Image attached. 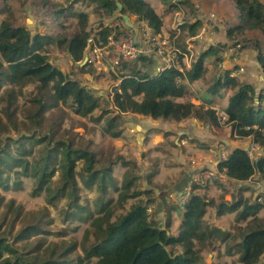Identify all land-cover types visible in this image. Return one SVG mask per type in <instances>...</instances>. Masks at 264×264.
<instances>
[{
  "label": "trees",
  "instance_id": "obj_1",
  "mask_svg": "<svg viewBox=\"0 0 264 264\" xmlns=\"http://www.w3.org/2000/svg\"><path fill=\"white\" fill-rule=\"evenodd\" d=\"M65 1L67 7L71 8L72 0ZM91 1L97 2L104 9L105 16L121 17L122 13L134 15L137 20L145 21L154 34L159 33L162 26L161 16L146 0ZM116 1L122 5L121 11L117 9ZM233 1L237 9L238 23L227 31V36L232 37L233 34H242L251 29L264 31V5L261 2ZM179 2L183 4L185 0ZM61 10L58 9L57 13L62 14ZM77 17L76 29L67 36L59 35L56 38L39 32L31 36L24 25H11L7 19L0 21V87L4 83L9 85L0 95V99L7 96L3 113L8 123H2L0 118V132L6 135L4 139L0 138V188H8L9 177L15 182L18 175L31 174L35 178V192L44 190L48 202L64 197L67 207H75L71 208L74 210L71 214H75L85 211V207L78 204L79 177L87 189L96 185L95 203L100 207L99 213L91 220L92 228L85 232L81 245L83 255L72 256L71 253L76 247L75 241L46 239L45 236L50 231L47 229L49 219L45 213H30V217H26L25 214L22 215L20 206L12 208L13 200H10L6 209L0 211V264H200L201 257L194 248V242L204 238L201 219L206 212V206L212 202L194 193V184L181 209L177 234H171L167 227L159 228L155 214L150 216L148 206L137 198L142 193L149 194L150 190L141 191L133 187L140 179L133 162L120 156L118 160H110L104 167L97 169L94 152L89 146L74 147L71 140L65 142L52 138L53 128L57 124L55 122L49 127L51 133L43 134V139L48 144H37L41 138L35 141L41 149L38 156H31L33 151L29 142L36 137L35 134H25L17 138L9 135L11 129H18L15 87L36 84V93L30 99L32 107L27 114L34 127H41L46 109L57 107L68 98L72 100L74 112L80 116H86L95 108L97 97L91 93V88L82 84L77 74L72 71L65 74L59 68L53 67L48 62L45 48V44L52 41L58 49L65 51L73 64L80 63L90 33L87 30V14L80 12ZM195 25L196 22L188 25L190 33L194 32ZM109 34L108 26L101 25L91 38L92 42L95 46L102 47ZM255 48L258 50L257 61L264 70V54L258 47ZM211 53L215 54V50L210 47L198 56L190 69L184 71L173 66L159 71L150 70L149 66L155 63V59L147 55L122 61V72L127 73L121 75L119 84L113 89V105L119 113L130 112L149 120L179 122L192 117L218 127L220 117L213 107L175 100L186 90L182 81L192 82L204 76L206 69L203 68V60ZM135 63H139L140 67L136 69ZM86 64L79 67V73L90 71L86 69ZM229 72H225L223 80L216 78L207 91L215 95L222 88H236L222 108L226 116L224 122L230 125L231 133L235 137L251 136L255 144L264 148V92H256L250 84L238 83L229 76ZM71 74L72 77L69 76ZM210 101L203 100L205 103ZM111 121L110 118L108 126ZM119 132L117 130L111 134L116 136ZM153 166L154 164L150 165V172L145 171L143 175L146 182L155 174ZM115 167H126L120 186H116ZM217 167L225 168V174L231 180L248 181L256 173L264 178V157L252 159L246 149L242 148L233 149ZM110 191L117 192L115 200L109 199ZM240 194L241 191L236 190L235 199L231 203L218 204L217 214L238 210L235 216L237 221L247 220L254 215L262 203L257 200L250 203L247 198L242 199ZM132 198L137 199L126 206L127 200ZM174 204L178 207V204ZM175 205L173 207L176 208ZM238 206H242V209H237ZM118 209L121 212L112 219V213ZM216 230L217 228L214 232ZM241 234L242 241L235 243L240 247L239 263L257 264L264 252V218L254 215L242 227ZM91 235L92 238L89 239ZM175 247L180 250L175 251Z\"/></svg>",
  "mask_w": 264,
  "mask_h": 264
},
{
  "label": "rangeland",
  "instance_id": "obj_2",
  "mask_svg": "<svg viewBox=\"0 0 264 264\" xmlns=\"http://www.w3.org/2000/svg\"><path fill=\"white\" fill-rule=\"evenodd\" d=\"M179 1L170 0L163 2L160 0H150L155 11L159 15H162V26L157 34L152 33L150 28L149 32L158 41H167L169 45L167 49L170 50L171 54L177 55V66H180V70L182 71L190 69L192 63L195 62L202 52L210 47L215 50V54L211 53L203 60V68L206 69L204 76L192 82L182 81L185 84L186 90L179 99H175L177 101H190L196 106L203 107H208L210 102L203 103L202 99H210L211 104L217 99L215 103L217 104L218 102V106H216L215 111L218 117H220L218 127L211 125L210 122L196 119L200 122L198 123L199 126L214 129V132L211 131L210 134L214 138H217L218 142L214 148H210L212 151H209V153L218 151L214 155L215 158L207 159L199 156L178 158L180 145L176 147L173 139L179 142L180 138L177 137L175 130L184 128H181V126L180 128L177 127V122L173 120L153 119L148 122L147 125L151 124V126L157 127L154 129L155 132L161 133V142L159 141L158 144L154 145L148 144L147 140L149 139L145 135L149 130L142 129L143 131L140 133V127L137 126L136 129L132 123L134 117L138 119H145L147 117L130 112L119 113L112 103L113 89L119 84L121 75L127 73L122 72V60L118 59L117 63H114L113 59L111 61V58L108 57L103 63L97 61L93 64L89 62V64H86V69H90V71L79 73L81 62L75 65L72 64L69 67L64 52L58 49L52 41L50 44H45L48 60L64 68L65 74H67V71H72L75 75L77 74L82 84L91 88V93L97 97L96 106L86 116H80L74 112L72 100L68 98L65 103H59L57 107L46 109L43 113L44 117L41 127H34V123L31 122L27 114L32 107L30 99L36 93V84L29 83L21 87H15L17 91L15 97L16 125L18 129L13 130L8 126L11 129L9 135L12 138H17L25 134L30 136L35 134L36 137L31 138L29 142H31L30 145L33 151L31 156H38L41 152V149L38 148L39 145L48 144L43 139V134L45 132L51 133L49 127L55 122L57 124L53 128L52 138L65 142L71 140L74 147L89 146L94 152L95 167L97 169L104 167L110 160H118L120 156L129 162H133V167H135L136 173L140 177L133 187L141 191H154V197H152V194L142 193L137 198L142 204L148 206V212L151 213L150 216H154L156 209L159 210L158 212H161L160 219H162L163 223L161 222L159 228H165L163 227L164 221L168 220L167 229L170 233L176 232L175 234H177L178 226L181 222V209L175 205L176 208H172L174 213L166 215L169 208L174 206L175 202L173 203L172 201L176 200V195L171 194V198L169 195H164L161 183H165L166 178H164V174L170 169L172 170L173 167L177 175L176 181H180L181 170L185 169V166L190 167L194 173L193 178L190 185H186L185 191L180 194V197L181 195L186 197L187 193L190 192L192 184H194L196 186L194 193L205 198V200H213V204L206 206V212L201 219V227L205 231L204 238L201 241L194 242V248L198 250V256L201 257L200 264H240L238 258V248L240 247L235 243L242 241V227L254 215L258 218H264V178L260 177L257 179L254 174L250 177V181L231 180L225 172H221L222 169H218L217 164L224 160L227 154L235 148L246 149L250 158L258 160L259 157H264V148L255 144L251 136L235 137L231 133L230 125L224 122L226 116L221 112V108L225 106V103L221 101L222 97L224 95L230 97L236 88H222L215 95L208 92L207 88L216 78L220 77L223 80L225 72L230 71L229 76L233 77L238 83L250 84L256 92L259 90H263L264 92V70L257 61L258 50L255 48L258 47L261 53L264 54V31L251 29L246 30L242 34H233L232 37L227 36V31L238 23L237 9L233 0H185L183 4ZM258 1L264 5V0ZM70 3L72 4L71 8L67 7L65 0H0V21L7 19L11 25H24L29 29L31 36L33 33L39 32L40 34H48L52 38H56L59 35L67 36L72 33L76 29L77 14L84 12L88 17L87 30L90 33V38H92L99 26H104L105 23H110L114 19L113 16H105L104 9L98 6L97 2L91 0H72ZM58 9H62V14L57 13ZM195 22V30L193 33H190L188 25ZM139 25L142 27L143 23L141 22ZM171 32L176 37L175 44H173L174 42L169 43L167 39L172 34ZM166 34L167 36L163 37ZM184 53L185 55H183ZM147 56L155 59V64L151 65V70L157 71L163 64V59L161 60L154 53ZM100 63L102 68H97L100 66ZM135 67L137 69L140 67V64L135 63ZM69 76L72 77V74ZM8 86V84H2L0 95L5 87ZM6 102L7 96L4 95L0 99V118L2 123H7L3 113V106L6 105ZM110 118L112 119V124L110 123L108 126ZM193 119L189 117L184 122L185 126ZM224 129L225 132H223ZM117 130L120 131L119 134L113 136L111 132ZM226 133L228 136L224 138V143H221L219 139ZM1 137L4 139L6 135L0 132ZM39 138L41 140L37 143L39 145H37L35 141ZM217 140H214V142ZM149 147L151 149H146ZM214 160H217L216 163H213ZM175 162H177L176 165H174ZM152 164H154L153 170L155 174L160 167L159 175L157 177L156 174L152 178V182H146L143 175L145 171L150 172L149 166ZM119 166L125 165L119 164ZM128 166L131 165L128 163ZM125 168L115 167L114 178L117 182L116 186H120ZM204 168L216 170L222 175H220V178L211 180L208 183L200 184L196 178V173ZM26 175H18V180H15V182L9 177L8 188L6 190L0 188V211L5 210L7 202L13 200L12 208L20 206L22 215L25 214L26 217H30V213L33 215H37L38 212L45 213L47 219H49L47 229L50 231V234L45 236L47 237L46 239L75 241L76 247L71 255L82 256L81 245L84 241L85 232L92 228L91 220L98 215V209L100 208L95 203L97 195L96 185L94 184L90 189H87L82 183L81 178L77 177L78 204L84 206L85 211L71 214L74 211L71 208L75 207H67L64 197L56 199L55 202H48L44 190L35 192V178L31 174ZM167 178L171 179V176H167ZM243 187H245V190H243ZM236 190L237 192L241 191L240 197L242 199L247 198L250 203H254L255 200L262 203L260 209L244 221H237L235 219L238 210L233 212L227 211L223 214H217L216 212L218 204H229L235 199ZM116 196L117 192L110 191L109 199L115 200ZM151 197L155 202L150 201L149 198ZM137 198L127 200L126 206L133 203ZM237 209H242V206H238ZM120 212L121 209L115 210L112 213V219L116 218ZM167 216L170 218L168 219ZM216 228L217 230L214 232ZM224 233L227 234L223 237ZM91 238L92 235L89 239ZM177 250H180L179 247H175V251ZM257 264H264V252Z\"/></svg>",
  "mask_w": 264,
  "mask_h": 264
},
{
  "label": "crops",
  "instance_id": "obj_3",
  "mask_svg": "<svg viewBox=\"0 0 264 264\" xmlns=\"http://www.w3.org/2000/svg\"><path fill=\"white\" fill-rule=\"evenodd\" d=\"M146 1L148 3H150V5L153 7L152 2H150V0H146ZM154 10H155V8H154ZM128 16H129L130 20H132L135 25H137L140 22V20H137L134 15H128ZM160 16L162 18V15L161 14H160ZM106 24L108 25L109 23H105L104 26H106ZM166 36H167V34L164 35L163 37H166ZM171 36L174 37V34L172 33L170 36H168L167 39H168L169 43H173L174 42L173 44H175L176 43V41H175L176 37H174L172 39ZM63 52H64V56H65V58L67 60V63L69 64V67H70L71 66L70 58L65 55V51H63ZM105 58L106 57H102L100 61H98V59H96L94 61V63L97 62V61L103 63L104 60H105ZM101 63H100V66H98L97 68H102L101 67ZM73 65H75V64H73ZM151 68H152V66H149V69L150 70H151ZM222 98L223 99L221 101H223L226 104L227 101H228V99H229V96L228 95H224ZM216 101H217V99H215L212 104H211V101H210V105L209 106H211L214 109H216V106H218V102H217V104L215 103ZM202 102H203V100H202ZM203 103H205V102H203ZM221 112H223L222 111V108H221ZM131 118H133V117H131ZM152 120L153 119L149 120V118L138 119L137 117H134L132 123L134 124V126H135L136 129H137V126L140 127V130H141L140 133L143 130H146V131L149 130L148 132H146L147 134L145 136H146V138L149 139V140H147L148 141V144L154 145V144H158L159 141L161 140V137H160L161 136V133L158 132V131H156V132L154 131V129L157 128L156 126L153 127V126H151V124L150 125H147V123L150 122V121H152ZM187 120H188V118H185V119H182L179 122H177V127L180 128V126H181V128H184V129H181V130L180 129H177V131L175 130V132L177 133V137L180 138L179 142H176V139H173L174 140V144L176 145V147L178 145H180V147H179L180 148V154H179L178 158H181V159L183 157L189 158L190 156L191 157L199 156L201 158H204L205 157L207 159L215 158L214 155H216V153L218 151L217 152L216 151H213L212 153H209V151H212V150H210V148H214L215 147V144L218 142L217 138H214L210 134L211 131L214 132V129L213 128L209 129V128H205V127L203 128L202 126H199L198 123H200V122L198 120H196V119L190 120V122L185 126L184 122H186ZM159 131H161V130H159ZM218 131H220V130H218ZM223 132H225V129H224ZM148 135H149V137H148ZM141 136H143V135H141ZM227 136H228L227 133L226 134H223L222 137H220L219 141L221 143H224V138L227 137ZM214 140H217V141L214 142ZM146 149H151V147L146 148ZM216 161L217 160H214L213 163H216ZM176 164H177V162L174 163V165H176ZM178 164H180V162H178ZM206 167H208V166H206ZM156 168H157V166H156ZM159 168L156 171L157 177L159 175L158 172L160 171ZM156 174H154L150 178V181L149 182H152V178ZM193 174L194 173H193L192 169L190 167H188V166H185V169H182L181 170V173H180V175H181L180 176V181H176L175 179H176L177 175L175 174V170H174V167H173L172 170L170 169L169 171L166 172V174H164V178H166V180H165V183H161V188L163 189V191H162L163 194L164 195L166 194V195H169V196L171 194H174V195H176L175 197L177 199L179 197V195L185 191L186 185H190V183L192 181V178H193ZM174 175H176V176H174ZM167 176H171V179H168ZM172 176H174V177H172ZM255 176H256L257 179L260 178V174L259 173H256ZM218 188H219V186H218ZM153 193H154V191L153 192L150 191L149 194H152V197H154L153 196ZM159 196H161V195L159 194ZM152 197L149 198L150 201L151 202H155V200L152 199ZM170 198H171V196H170ZM162 201L164 202V199L163 198H162ZM206 201L212 202V204H213V200L212 199H208V200L206 199ZM172 202L174 203L175 200L172 201ZM156 205H157V203H156ZM173 205H175V204H173ZM172 208H173V206H171L169 208V210L167 209L168 211L166 212V215L168 213L169 214L170 213H174V210ZM158 211L159 210H157V209L155 210V215H156V219H157L158 226H161V222H162V219H160L161 212H158ZM167 218L169 219L170 217L167 216ZM164 222H165L166 225L164 224L163 227L166 228L167 227V224H169V221L167 220V221H164ZM175 233L176 232H172L171 234H175Z\"/></svg>",
  "mask_w": 264,
  "mask_h": 264
},
{
  "label": "built area",
  "instance_id": "obj_4",
  "mask_svg": "<svg viewBox=\"0 0 264 264\" xmlns=\"http://www.w3.org/2000/svg\"><path fill=\"white\" fill-rule=\"evenodd\" d=\"M142 23V27L139 25V32L137 35L139 43H136L134 42L135 34L133 30L124 24L121 17H114V19L106 25L108 26L110 34L107 36V42L105 45L97 47L93 44L90 37L87 39V44L84 49V58L86 63H94L96 59L99 61L102 57H110L111 61L113 59L114 63H117L118 59H121L122 61H131L139 55L154 53L164 61L162 64L160 60L162 65L158 68V70L171 66L177 67L180 70V66H177V55L175 56L174 54H171L170 50L167 49L169 46L167 41H158V39H156L149 32V28L146 23ZM183 55H185V53ZM225 171V168H222L221 172L223 173ZM220 175L222 174L216 170L204 168L196 173V178L200 184H205L211 180L220 178ZM188 195L189 192L186 197L181 195V197L179 196L176 199L179 208H183Z\"/></svg>",
  "mask_w": 264,
  "mask_h": 264
},
{
  "label": "water",
  "instance_id": "obj_5",
  "mask_svg": "<svg viewBox=\"0 0 264 264\" xmlns=\"http://www.w3.org/2000/svg\"><path fill=\"white\" fill-rule=\"evenodd\" d=\"M116 5H117V9H118V11H121V10H122V9H121V8H122L121 3H120L119 1H116ZM121 18H122L124 24H125L127 27L131 28V29L135 32V35H134V42L139 43V40L136 38L137 28L134 26L133 21L130 20L128 14H126V13H122V14H121ZM66 56H67V55H66ZM48 62H49L50 64H52L53 67H55V68H59V69L61 70L62 73L65 72V69L62 68L61 66H59L58 64L51 63L50 60H48ZM70 63H71V65L73 64V62L71 61V59H70ZM85 63H86L85 58H83V60H82L81 63H80V66H81V65H84ZM242 149H243V148H242Z\"/></svg>",
  "mask_w": 264,
  "mask_h": 264
},
{
  "label": "clouds",
  "instance_id": "obj_6",
  "mask_svg": "<svg viewBox=\"0 0 264 264\" xmlns=\"http://www.w3.org/2000/svg\"><path fill=\"white\" fill-rule=\"evenodd\" d=\"M140 22H143V20H140ZM145 22V21H144ZM146 23V22H145ZM139 24V23H138ZM138 24L137 25H135L134 24V26L137 28V34H136V38H137V35H138V32H139V26H138ZM147 25V24H146ZM134 32V31H133ZM134 34H135V32H134ZM85 55V54H84ZM83 58H84V56H83ZM83 60V59H82ZM81 60V61H82ZM88 64V63H87ZM157 71H159V70H157ZM180 196V195H179ZM175 202H176V200H175ZM176 204H177V202H176ZM178 208H179V206H178ZM180 209H182V208H180Z\"/></svg>",
  "mask_w": 264,
  "mask_h": 264
}]
</instances>
